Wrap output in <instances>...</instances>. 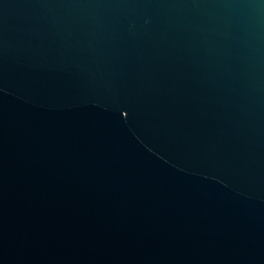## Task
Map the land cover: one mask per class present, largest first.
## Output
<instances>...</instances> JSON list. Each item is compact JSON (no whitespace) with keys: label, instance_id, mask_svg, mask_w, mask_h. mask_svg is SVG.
<instances>
[{"label":"water","instance_id":"95a60500","mask_svg":"<svg viewBox=\"0 0 264 264\" xmlns=\"http://www.w3.org/2000/svg\"><path fill=\"white\" fill-rule=\"evenodd\" d=\"M0 264H264V0H0Z\"/></svg>","mask_w":264,"mask_h":264}]
</instances>
